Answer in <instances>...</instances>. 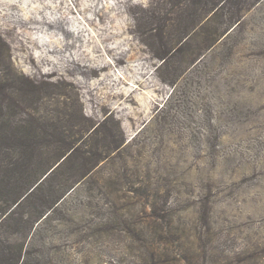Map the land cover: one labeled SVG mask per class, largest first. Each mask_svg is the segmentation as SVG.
Listing matches in <instances>:
<instances>
[{
  "label": "rangeland",
  "instance_id": "obj_1",
  "mask_svg": "<svg viewBox=\"0 0 264 264\" xmlns=\"http://www.w3.org/2000/svg\"><path fill=\"white\" fill-rule=\"evenodd\" d=\"M72 148L108 154L96 184L128 179L168 202L122 255L264 264V0H0V248L26 249L35 226L15 205ZM74 162L63 173L85 186L68 208L100 197ZM47 223L46 264H98L125 247Z\"/></svg>",
  "mask_w": 264,
  "mask_h": 264
},
{
  "label": "trees",
  "instance_id": "obj_2",
  "mask_svg": "<svg viewBox=\"0 0 264 264\" xmlns=\"http://www.w3.org/2000/svg\"><path fill=\"white\" fill-rule=\"evenodd\" d=\"M213 1L210 0L211 3ZM215 6V4H210L207 11L209 13L214 11L213 15L217 16L218 9ZM162 31L157 33L161 39L166 34L164 28H162ZM216 40L213 39L210 46ZM28 141L32 142L31 138ZM28 141L26 138L24 144L27 156L35 154L34 151H36V148L32 144L30 146L27 145ZM118 148L116 149L118 150ZM72 156L76 161L74 162V166L84 172L81 177H88L87 179H89L86 191L90 192V194L92 192L100 194L97 200L79 201L75 204L76 208H68L67 203L69 202V198L73 196V193L78 192L85 185L79 183L78 186L76 182L71 184L65 173H63V165ZM108 159L106 152L102 153L99 151L93 153L86 152L81 148H75L57 166L54 167L55 164L47 166L42 176L35 179L25 192V197L20 199L23 202L19 201L15 205V208L19 209L26 204L30 209V227L32 229L35 226L34 231L30 234L26 249L22 250L20 245H3L0 248V264H46L48 251L45 248L48 243L44 241L45 239L41 233V229H39V225L56 220L70 222L68 231L70 236L78 237L76 242H85V240L94 238L92 241L98 243V241L100 242V238L107 237L110 242L117 241L120 245L125 244L124 248L109 249L108 254L113 250V260L110 255H108L107 261L102 260L105 256H100L102 258H100L98 264H170L172 262L171 259L168 257L161 259L162 256L159 257L158 253L150 249L151 246L143 250L138 249L130 257L122 255V250H134L136 247L134 245L136 244L144 245L143 234L147 232L148 227L158 225L160 221V223L165 222L168 202L165 199L163 200L161 196L158 197L157 193L151 194V190L147 185H143L145 186L144 188H134L135 186L126 178H124L126 180L123 184L119 181L118 183L116 181L114 184L110 182L96 184V182L91 181L95 167L100 162ZM52 167L54 168L52 169ZM134 202L141 207H145L139 213H136ZM118 203L119 206L117 205ZM79 207H83L82 212H78ZM146 209L149 211L147 212ZM11 213L7 214L8 218L11 216ZM55 215H58L60 218L55 217ZM168 233L166 227L165 230L155 233V236L161 240L169 235ZM102 254L105 253L103 252Z\"/></svg>",
  "mask_w": 264,
  "mask_h": 264
}]
</instances>
